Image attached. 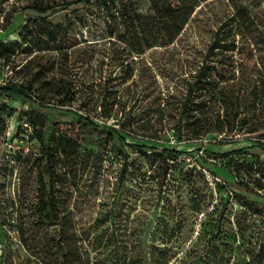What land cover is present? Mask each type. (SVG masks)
<instances>
[{"label":"rangeland","instance_id":"obj_1","mask_svg":"<svg viewBox=\"0 0 264 264\" xmlns=\"http://www.w3.org/2000/svg\"><path fill=\"white\" fill-rule=\"evenodd\" d=\"M67 2L49 17L31 9ZM106 3L0 0V42L20 41L28 24L30 41L0 63V84L33 81L46 107L0 100V264H254L264 245V0ZM28 111L46 118L40 140ZM80 116L98 132L64 144L53 125ZM162 148L184 155L166 162Z\"/></svg>","mask_w":264,"mask_h":264},{"label":"trees","instance_id":"obj_2","mask_svg":"<svg viewBox=\"0 0 264 264\" xmlns=\"http://www.w3.org/2000/svg\"><path fill=\"white\" fill-rule=\"evenodd\" d=\"M92 1L93 0H80V2L83 4H89ZM98 1H100L102 4L104 3V5H107L106 0H98ZM72 5H73L72 2H67L58 7L53 6V7H46V8L40 7L39 8L38 6H33L31 9H33L34 11H36L37 13L41 15L48 14L50 12L48 15L49 17V16L55 15L56 13L62 10H69ZM180 11L181 10L177 12H180ZM185 24H186V20H184L179 26L177 34L181 33ZM28 30H29V24L22 29V32L20 34V37H21L20 41H12L9 43L0 42V63L2 62L4 66L5 65L9 66L12 62H14L13 59H15L18 54L26 53L25 52L26 49L22 44H28L30 42L24 36V33ZM222 36L223 35L221 34V32L217 33L216 42L212 46V49L215 50V49L222 47L221 46L223 45L221 44ZM203 77H204V74L202 75L200 74L197 81L193 85H191L189 94L184 103V111L182 113L183 115L182 117H185L187 113V109L190 103H192L193 101L192 99H193V94L195 92V89L203 85L204 83ZM35 79L37 78H34V80ZM33 85H34L33 81L29 82V84L27 85L18 84L15 82L2 83L0 84V100L12 102V101H15L16 99H22L24 101L30 102L31 104L38 103L39 104L38 106H42L45 109L46 108L45 102H43L42 99L40 100V102L36 101V96H35ZM71 102H72V98L69 97L68 103H71ZM26 115H29L31 119H37V121H39V123L38 122L35 123L33 133H38L39 140H40V132L38 130V127L40 126V120L42 122L46 121L45 116L35 111H28L26 112ZM105 115L106 117H108L107 113ZM53 128L54 130H58L61 132L62 134L61 139H66L64 140V144L69 143L71 140L80 142V143L84 142L87 137L95 135L99 129L98 125L95 122L91 121L85 116H80L78 120L75 122H61V121L56 122L53 125ZM178 133L179 134L181 133L180 130L178 131ZM41 141L45 143L43 137H41ZM122 142L125 143V140H122ZM58 146H59V143H58ZM134 147H137L141 151L148 149L146 146H134ZM260 148L264 151V145H260ZM53 149H54L53 142H52V139H50L45 147V151H46L45 168L47 167L48 169L47 174L49 173V170L52 168L51 156H52ZM155 151L161 154V156L164 157L166 162H173V163H175L176 160H178L180 157L184 155V152L180 150L170 149V148L156 149ZM236 153L239 155H243L245 152L244 150H240ZM217 157L220 158V157H225V156L219 155ZM168 170H169V164H167L166 169H165V174L163 177L164 180H166ZM251 193H254V192H251ZM251 207L255 210L253 206ZM45 215H46L45 219L49 223H51L52 226L58 225V218L53 212L48 211L46 212ZM263 263H264V245L261 248L260 254L255 258V261H254V264H263ZM126 264H136V263L130 261ZM155 264H161V263L155 262Z\"/></svg>","mask_w":264,"mask_h":264}]
</instances>
